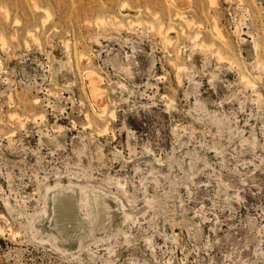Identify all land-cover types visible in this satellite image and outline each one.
<instances>
[{"label":"rangeland","instance_id":"obj_1","mask_svg":"<svg viewBox=\"0 0 264 264\" xmlns=\"http://www.w3.org/2000/svg\"><path fill=\"white\" fill-rule=\"evenodd\" d=\"M0 34V264H264V0H0Z\"/></svg>","mask_w":264,"mask_h":264},{"label":"bare ground","instance_id":"obj_2","mask_svg":"<svg viewBox=\"0 0 264 264\" xmlns=\"http://www.w3.org/2000/svg\"><path fill=\"white\" fill-rule=\"evenodd\" d=\"M242 18H244L243 16H242ZM237 20V19H236ZM240 20H241V18H240ZM239 21V20H238ZM244 21V20H243ZM242 21V22H243ZM187 22V21H186ZM241 22V21H240ZM191 23V22H190ZM235 23H236V21H235ZM199 24H201V23H199ZM239 24L240 23H238V25L237 24H235V30H237V31H239L240 29H239ZM121 25V24H120ZM187 25H189V22H188V24ZM172 28H173V26H171ZM161 28V27H160ZM213 28H214V31H215V33H216V35L221 39V45H220V48L217 50V54H218V58L219 59H224L225 58V56L223 55V53H222V51L224 50L223 49V46H225V44L227 43V41H226V35L224 34V32L221 30V28L219 27V25L217 24V22H215L214 23V26H213ZM169 29H171V28H169ZM160 30V29H159ZM197 35H199L198 33H196L195 34V38L197 37ZM252 38H253V45H252V47H253V50H254V55H255V53H256V55H257V53H258V50L260 49L259 48V42L257 41V40H254L255 39V37L254 36H252ZM2 39H3V36L0 34V41H2ZM166 39V38H165ZM5 40V39H4ZM170 40H168V42H169ZM171 43V42H170ZM229 43V42H228ZM3 44V43H2ZM226 47V46H225ZM222 48V49H221ZM222 50V51H221ZM253 53V52H252ZM246 54L247 55H250L251 53H249L248 51L246 52ZM82 55V54H81ZM80 55V56H81ZM255 55V56H256ZM226 59V58H225ZM80 61H81V63H87V59L86 60H83V58H82V56L80 57ZM229 62H230V60H228ZM257 65L258 66H261V67H264V61H261L260 59H259V61H257ZM122 67H124V65L122 66ZM178 67V66H177ZM180 67V66H179ZM178 67V68H179ZM125 68H126V66L123 68L124 70H125ZM127 70V69H126ZM257 78H259V79H261V77H260V75L258 74L257 76H256ZM83 78H84V80H85V84H86V90H87V92L89 93V96H91V99H92V106L90 107L91 108V112L93 113V114H95L96 116H104L105 114H109V116L112 118V117H114L115 116V113H114V111L113 110H109L108 109V103H107V98L105 97V88H102V86H101V81H102V78H101V75L99 74V73H97L95 70H93V69H87L86 70V72L84 73V76H83ZM242 79H244V81L247 83V84H249V85H251L252 87H253V85H255V83H254V81L252 82V80H251V78L250 77H248L247 75H242ZM122 84V83H121ZM90 98V97H89ZM35 103H37V101L35 100L34 101ZM10 105V104H9ZM9 117V116H8ZM37 117V116H36ZM35 117V118H36ZM86 117L89 119V113H87L86 112ZM10 118H13V115L12 114H10ZM38 118V117H37ZM43 118V113L42 114H40L39 115V119H42ZM24 124V123H23ZM7 200H9V199H7ZM5 202V201H4ZM7 203H9V202H7ZM9 205V204H8ZM7 205V206H8ZM13 205H15V204H13ZM5 206H6V203H5ZM6 209H7V207H6ZM9 209L10 210H12L13 211V208L11 209V207L9 206ZM8 209V210H9ZM15 209V208H14ZM3 214V213H2ZM4 216V215H3ZM7 217V216H6ZM19 217V216H18ZM4 219V218H3ZM9 219V218H8ZM18 219V218H17ZM7 222H9V221H7ZM28 223H31V227H33L34 226V220L32 219H30V221H28ZM34 227H36V226H34ZM36 230V229H35ZM18 233V232H17ZM10 234H12L13 236H14V234H16V233H14L12 230H10ZM15 237V236H14ZM14 239V238H13ZM48 240V239H47ZM80 243V242H79ZM80 246H81V244H80ZM83 246V245H82ZM61 247V246H60ZM63 250V249H62ZM68 250V249H67ZM70 251V250H69ZM82 251V250H81ZM80 251V252H81ZM75 252V251H74ZM77 254H79V253H77ZM74 255V254H73ZM80 256V255H79ZM82 259V258H81ZM82 262V261H81ZM79 264H81L80 262H79ZM83 264V263H82Z\"/></svg>","mask_w":264,"mask_h":264}]
</instances>
